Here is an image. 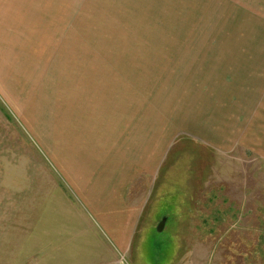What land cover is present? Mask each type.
Instances as JSON below:
<instances>
[{
    "label": "rangeland",
    "instance_id": "374dc122",
    "mask_svg": "<svg viewBox=\"0 0 264 264\" xmlns=\"http://www.w3.org/2000/svg\"><path fill=\"white\" fill-rule=\"evenodd\" d=\"M86 120L144 165L130 264H264V0H0V264H40Z\"/></svg>",
    "mask_w": 264,
    "mask_h": 264
},
{
    "label": "crops",
    "instance_id": "0c3cea01",
    "mask_svg": "<svg viewBox=\"0 0 264 264\" xmlns=\"http://www.w3.org/2000/svg\"><path fill=\"white\" fill-rule=\"evenodd\" d=\"M110 83L119 84L116 78ZM114 93L119 95L117 90ZM93 96L99 97L98 92ZM98 108L94 103L84 107L85 111H91L89 115L103 116ZM81 129L80 152H68L66 164L71 173L64 170L62 178L74 197L70 202H63L66 205L56 216V223L46 227L47 245L44 253L41 250L40 264H130L128 257L134 253L142 215L130 190L134 179L141 175L138 170L145 171L144 165L137 166L131 157L133 153L128 154L134 150L131 145L120 146L117 138L116 146L112 128L90 129L86 120ZM140 150L147 158L144 162L149 163L145 164L147 172L151 173L159 167L163 151L159 144L156 151L145 144ZM150 157H154L151 160L155 163H151Z\"/></svg>",
    "mask_w": 264,
    "mask_h": 264
},
{
    "label": "water",
    "instance_id": "95a60500",
    "mask_svg": "<svg viewBox=\"0 0 264 264\" xmlns=\"http://www.w3.org/2000/svg\"><path fill=\"white\" fill-rule=\"evenodd\" d=\"M165 223H166V218H164V219L160 222V224H159V226H158V228H157V231H158L159 233H161V232L163 231V228H164V226H165Z\"/></svg>",
    "mask_w": 264,
    "mask_h": 264
}]
</instances>
